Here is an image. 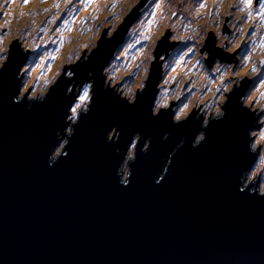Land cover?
Instances as JSON below:
<instances>
[{"label": "water", "instance_id": "water-1", "mask_svg": "<svg viewBox=\"0 0 264 264\" xmlns=\"http://www.w3.org/2000/svg\"><path fill=\"white\" fill-rule=\"evenodd\" d=\"M140 6L36 100L20 94L30 46L10 44L0 65V264H264L262 174L247 178L264 121V107L245 103L258 75L234 84L212 117L198 106L176 120L173 102L157 111L169 66L159 58L177 41L167 30L130 100L125 80L108 74ZM214 42L211 63L223 60ZM86 80L90 102L71 120Z\"/></svg>", "mask_w": 264, "mask_h": 264}, {"label": "rangeland", "instance_id": "rangeland-1", "mask_svg": "<svg viewBox=\"0 0 264 264\" xmlns=\"http://www.w3.org/2000/svg\"><path fill=\"white\" fill-rule=\"evenodd\" d=\"M94 1L0 0V52L8 58L10 44L21 39L30 46L31 59L25 61V85H20V94L36 92L34 100L44 96L57 78L63 77L62 68L77 61L83 50L99 40L98 34L105 33L110 25L112 29L129 7V0H110L106 9H91ZM149 1L144 14L132 25L128 42L117 47L108 74L125 80L127 98L132 100L134 89L146 86L154 50L161 38L158 39L160 30L156 26L165 24L172 26L175 36L171 38L177 42L170 53L168 76H162L158 107L173 102L178 107L175 114L181 119L194 107L202 106V111H207L205 117H212L214 112H221L234 84L243 83L248 75L258 76L245 103L264 107V0H251V4L248 0ZM211 10L208 27L212 31L207 34V27L202 34L205 16ZM175 13L177 17L178 13L187 14L184 22L180 24L173 17ZM212 37L220 50L231 51L229 62L217 58L211 63L208 50L199 51V46H206ZM172 84L175 88L183 86V92L171 89ZM91 87L92 82L86 80L87 98L79 93L77 105L71 106V120L88 106ZM253 136V148H259V154L247 178L257 180V174H262L264 189V121L262 127L253 130Z\"/></svg>", "mask_w": 264, "mask_h": 264}, {"label": "flooded vegetation", "instance_id": "flooded-vegetation-1", "mask_svg": "<svg viewBox=\"0 0 264 264\" xmlns=\"http://www.w3.org/2000/svg\"><path fill=\"white\" fill-rule=\"evenodd\" d=\"M174 1V0H173ZM148 2V1H147ZM255 2L256 3H259L260 2V0H259V2H258V0H255ZM112 3V1H110V0H107V2L105 3V4H103V3H101V1L100 0H95L93 3H92V5H91V9H93V8H98V6H104L105 7V9L108 7V5H110ZM149 3H150V1L148 2V3H146L144 6H140V0H129L128 1V9L125 11V15H124V17L127 15V14H129L136 6H140V8L138 9V14H137V16L139 17V16H141V14H144V11H145V9L147 8V6L149 5ZM176 14L177 13H175V14H173V17H176V19L178 20L179 19V23L181 24L182 23V20H183V22H184V17L187 15V14H184V13H178V17L176 16ZM213 16V13H212V10L210 11V13L207 15V16H205L206 17V21L204 22V24H203V26H202V28H201V33L202 34H204V31H205V28H207L208 26L210 27V21L212 20V17ZM124 19V18H123ZM139 19V18H138ZM137 20L135 19L134 20V22L132 23V25L136 22ZM131 25V26H132ZM187 25H189L190 26V23L189 24H187ZM130 26V27H131ZM130 27H129V29H130ZM156 27H158L159 28V30H160V34H159V37H158V39L160 38V37H162L163 35H164V33L168 30V32H169V35L171 36V37H173V36H175L174 35V29H172V26L171 25H165V24H159V25H157ZM197 27H198V25L197 24H194L193 25V28L194 29H197ZM208 27V28H209ZM129 29H128V31H129ZM230 29V28H229ZM231 30V29H230ZM210 31H212V28H209V30L207 29L206 30V32H207V34L210 32ZM220 29L218 30V36H220L221 34H220ZM223 33H226L225 32V30L223 31ZM127 34H128V32H127ZM202 34H200V35H202ZM127 36V35H126ZM203 38V37H202ZM157 39V40H158ZM206 39V38H205ZM171 41V40H170ZM206 41V40H205ZM177 42V41H176ZM175 42V43H176ZM223 45L225 46V47H228V42L227 41H224L223 42ZM218 48V47H217ZM206 49V47L204 46V47H202V46H199V51H204ZM172 50L173 49H171L170 51H169V53L167 54V57H166V55L165 54H162L161 56H160V58H159V60L160 59H165V64H164V67L166 66V64H167V62H168V60H169V58L171 57L170 55V53H172ZM219 50V52L222 54V56H223V60H221L220 59V57H217V58H219V60L220 61H224V62H226V61H230V57H231V51H229V49H225V48H222L221 50H220V48L218 49ZM154 58L156 59V56H155V54H154ZM216 58V59H217ZM155 59H154V61H155ZM227 59V60H226ZM153 61V62H154ZM111 62V61H110ZM152 62V63H153ZM164 72V71H163ZM169 87L171 88V89H174V90H177L179 93H182L183 92V88L182 87H179V88H175V86H174V84H172V85H169ZM180 100H182V97H180ZM175 102V104H176V101H174ZM171 104V103H170ZM163 107H166V106H163ZM158 108H161V107H157V109ZM173 112L175 113V111L177 110V108L178 107H176L175 105H173ZM159 110V109H158ZM194 112V115L196 116V114H197V111L195 110V111H193ZM200 116H203V115H200ZM200 116H198V118L200 117ZM197 117H195V119L197 120L198 119ZM124 179V178H123Z\"/></svg>", "mask_w": 264, "mask_h": 264}, {"label": "snow or ice", "instance_id": "snow-or-ice-1", "mask_svg": "<svg viewBox=\"0 0 264 264\" xmlns=\"http://www.w3.org/2000/svg\"><path fill=\"white\" fill-rule=\"evenodd\" d=\"M24 2L27 3L28 0H24ZM248 3L251 4V0H248ZM201 6H203V5H201ZM57 7H58V5H57ZM106 34H107V33H106ZM190 51H191V49H190ZM6 59H8V58L5 57L4 54H3L2 52H0V61H4V60H6ZM5 66H6V64H5ZM87 95H88V93H87V91H85V93H84V97H83V98H87ZM72 112H73V114H75V113H76V109L73 108V109H72ZM153 118H157V119H158V116H155V117H153ZM176 119H177V120H180V116L177 115V116H176ZM202 139H204V138L202 137Z\"/></svg>", "mask_w": 264, "mask_h": 264}, {"label": "clouds", "instance_id": "clouds-1", "mask_svg": "<svg viewBox=\"0 0 264 264\" xmlns=\"http://www.w3.org/2000/svg\"><path fill=\"white\" fill-rule=\"evenodd\" d=\"M215 43V42H214ZM217 47V46H216ZM209 52V51H208ZM216 59V58H215Z\"/></svg>", "mask_w": 264, "mask_h": 264}]
</instances>
